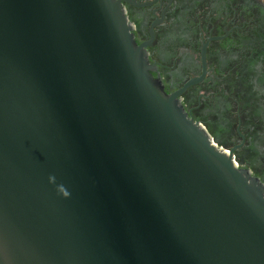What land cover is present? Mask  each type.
<instances>
[{
	"label": "water",
	"instance_id": "1",
	"mask_svg": "<svg viewBox=\"0 0 264 264\" xmlns=\"http://www.w3.org/2000/svg\"><path fill=\"white\" fill-rule=\"evenodd\" d=\"M0 264H264V183L121 0H0Z\"/></svg>",
	"mask_w": 264,
	"mask_h": 264
},
{
	"label": "flooded vegetation",
	"instance_id": "2",
	"mask_svg": "<svg viewBox=\"0 0 264 264\" xmlns=\"http://www.w3.org/2000/svg\"><path fill=\"white\" fill-rule=\"evenodd\" d=\"M170 94L264 183V0H121Z\"/></svg>",
	"mask_w": 264,
	"mask_h": 264
}]
</instances>
